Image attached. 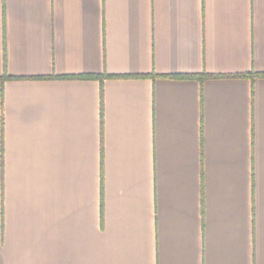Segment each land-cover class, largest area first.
Instances as JSON below:
<instances>
[{
    "label": "crops",
    "instance_id": "obj_1",
    "mask_svg": "<svg viewBox=\"0 0 264 264\" xmlns=\"http://www.w3.org/2000/svg\"><path fill=\"white\" fill-rule=\"evenodd\" d=\"M259 73L264 0H0V264H264Z\"/></svg>",
    "mask_w": 264,
    "mask_h": 264
},
{
    "label": "trees",
    "instance_id": "obj_2",
    "mask_svg": "<svg viewBox=\"0 0 264 264\" xmlns=\"http://www.w3.org/2000/svg\"><path fill=\"white\" fill-rule=\"evenodd\" d=\"M254 75H256V74H254V73H251V74H242V75H223V77H239V76H241V77H243V76H254ZM258 76H261V77H264V73H259V74H257ZM136 76H138V77H144V76H147V75H136ZM206 76H211V77H214L215 75H205V74H203V75H201L200 76V78L201 79H203V78H205ZM6 79L7 78H16V77H11V76H9V75H7V74H5V76H4ZM68 77H83V78H96V79H100L101 81H103V79L105 78V77H113V76H110V75H93V74H88V75H79V76H68ZM178 77H189V76H178ZM38 78H47V77H38Z\"/></svg>",
    "mask_w": 264,
    "mask_h": 264
}]
</instances>
